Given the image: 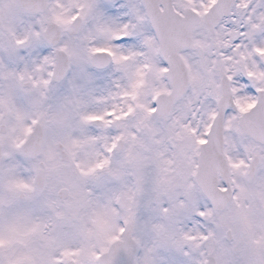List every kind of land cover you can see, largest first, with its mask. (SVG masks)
Returning a JSON list of instances; mask_svg holds the SVG:
<instances>
[{"label":"snow or ice","instance_id":"snow-or-ice-1","mask_svg":"<svg viewBox=\"0 0 264 264\" xmlns=\"http://www.w3.org/2000/svg\"><path fill=\"white\" fill-rule=\"evenodd\" d=\"M0 0V264H264V0Z\"/></svg>","mask_w":264,"mask_h":264},{"label":"rangeland","instance_id":"rangeland-1","mask_svg":"<svg viewBox=\"0 0 264 264\" xmlns=\"http://www.w3.org/2000/svg\"><path fill=\"white\" fill-rule=\"evenodd\" d=\"M103 4H105V10L109 12V14H113L116 12L115 8H111L110 5L108 4V0H101ZM119 3H122L123 1H118Z\"/></svg>","mask_w":264,"mask_h":264},{"label":"flooded vegetation","instance_id":"flooded-vegetation-1","mask_svg":"<svg viewBox=\"0 0 264 264\" xmlns=\"http://www.w3.org/2000/svg\"><path fill=\"white\" fill-rule=\"evenodd\" d=\"M119 0H115V3H117V4H119V2H118ZM120 1H123V0H120Z\"/></svg>","mask_w":264,"mask_h":264}]
</instances>
